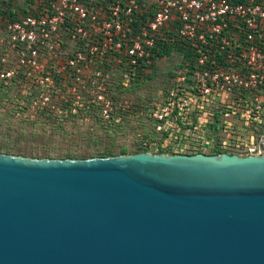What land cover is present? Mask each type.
Segmentation results:
<instances>
[{"label": "built area", "instance_id": "obj_1", "mask_svg": "<svg viewBox=\"0 0 264 264\" xmlns=\"http://www.w3.org/2000/svg\"><path fill=\"white\" fill-rule=\"evenodd\" d=\"M172 54L154 133L173 152L264 153V0H0V89L30 119L141 114L129 83Z\"/></svg>", "mask_w": 264, "mask_h": 264}, {"label": "water", "instance_id": "obj_2", "mask_svg": "<svg viewBox=\"0 0 264 264\" xmlns=\"http://www.w3.org/2000/svg\"><path fill=\"white\" fill-rule=\"evenodd\" d=\"M0 264H264V153H0Z\"/></svg>", "mask_w": 264, "mask_h": 264}, {"label": "rangeland", "instance_id": "obj_3", "mask_svg": "<svg viewBox=\"0 0 264 264\" xmlns=\"http://www.w3.org/2000/svg\"><path fill=\"white\" fill-rule=\"evenodd\" d=\"M177 60L173 54L161 58L143 80L129 83L124 94L131 104H141L143 112L131 113L115 132H104L92 120L68 119L62 127L54 128L51 123L27 117L11 98V87L0 90V153L32 159H86L137 153L144 151L142 148L150 153L178 149L172 135L154 133L144 114L170 86Z\"/></svg>", "mask_w": 264, "mask_h": 264}, {"label": "trees", "instance_id": "obj_4", "mask_svg": "<svg viewBox=\"0 0 264 264\" xmlns=\"http://www.w3.org/2000/svg\"><path fill=\"white\" fill-rule=\"evenodd\" d=\"M6 6L9 8V5L6 4ZM169 49H171V46H165V49L163 50V52L161 54H159V56H162L163 54L167 55L169 53ZM137 81L138 80H134V82H137ZM131 83H133V81ZM0 90H2V89H0ZM35 120H42V121H46L48 123H51L52 125H55L54 128L62 127V122H63V121L61 122L60 120L52 119V118H50L48 116H42V117L36 118ZM72 121H74V120H72ZM92 121L95 124L100 125L99 127L101 129H103L104 132H115L116 129L121 127L120 123L119 124H116V123H112V124L107 123V124H105V123H102L101 121H99L98 118H94ZM140 147H141V145H140ZM142 150L145 151L144 148H142ZM172 151L170 150V152H172ZM215 152H217V150H215Z\"/></svg>", "mask_w": 264, "mask_h": 264}]
</instances>
